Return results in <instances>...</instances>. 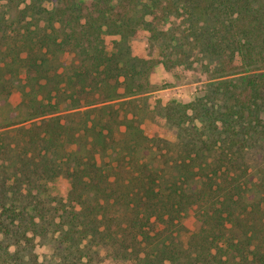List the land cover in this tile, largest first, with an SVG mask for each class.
Here are the masks:
<instances>
[{"label": "trees", "instance_id": "16d2710c", "mask_svg": "<svg viewBox=\"0 0 264 264\" xmlns=\"http://www.w3.org/2000/svg\"><path fill=\"white\" fill-rule=\"evenodd\" d=\"M263 109L264 0H0V264H264Z\"/></svg>", "mask_w": 264, "mask_h": 264}, {"label": "rangeland", "instance_id": "374dc122", "mask_svg": "<svg viewBox=\"0 0 264 264\" xmlns=\"http://www.w3.org/2000/svg\"><path fill=\"white\" fill-rule=\"evenodd\" d=\"M104 44L107 49H110L113 47V41L118 40V38L115 37H104ZM122 48L128 47L130 50V54L132 56L136 57H143V58H155L156 53L153 52L152 54L149 53L145 46V38L144 34L140 33L136 37L128 40L123 41ZM153 82H155V85L158 86L159 90L151 93L150 97L151 100L153 99H160L162 102H165L169 99L173 98H183L190 94L195 87H197L201 82L199 81V78L193 75L192 73H187L183 78H178L176 76H173L169 73H166L159 68L155 70L152 76ZM19 102L18 95H14L9 99V107L13 110L15 105ZM261 119L264 121V109L260 114ZM17 127V126H16ZM142 129L147 136H153L157 135L160 137L165 138L166 140H169L170 142L175 141V130L171 128H167L164 125L163 120L158 118L157 116L150 117L149 119H146L142 124ZM59 187V190L61 192H65L66 189V183L64 181H60L58 183L57 188ZM185 224L187 227H189L192 224L191 217L187 218L185 221Z\"/></svg>", "mask_w": 264, "mask_h": 264}]
</instances>
